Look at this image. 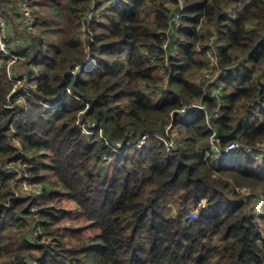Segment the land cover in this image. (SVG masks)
<instances>
[{
  "label": "trees",
  "instance_id": "16d2710c",
  "mask_svg": "<svg viewBox=\"0 0 264 264\" xmlns=\"http://www.w3.org/2000/svg\"><path fill=\"white\" fill-rule=\"evenodd\" d=\"M33 2L50 43L31 60L42 70L36 89L22 107L2 112L0 164L22 153L29 181L53 189L43 185L36 203L14 198V175L0 170V264H31L34 252L37 264H264V159L238 150L219 161L209 144L211 127L221 147L264 144V0H184L183 27L166 48L163 35L173 31L166 0ZM92 3L104 16L92 20L82 43ZM210 52L222 97L209 77L196 80ZM165 74L166 89L153 101L146 89ZM11 89L0 67V108ZM197 101L204 110L189 118L177 112ZM80 118L95 122L90 137ZM172 131L178 138L168 151ZM146 132L142 148L113 150ZM67 197L87 221L68 233L58 227ZM194 208L196 216L186 217ZM33 227L41 231L35 240Z\"/></svg>",
  "mask_w": 264,
  "mask_h": 264
},
{
  "label": "built area",
  "instance_id": "2783aa9c",
  "mask_svg": "<svg viewBox=\"0 0 264 264\" xmlns=\"http://www.w3.org/2000/svg\"><path fill=\"white\" fill-rule=\"evenodd\" d=\"M4 5H6V11L3 7ZM168 7L173 12V14L171 15V19H170V27L172 28L173 31H167L169 33H165L163 35V37H167L165 42L163 43L164 48L167 47V44L170 41V37L173 36L172 40H174L178 29L183 27V26L181 27V25H183L181 17H182V11L185 8V3H184V0H177V4H172L170 2V6ZM176 7L178 8L177 10H175ZM99 14H102V12L95 10L94 3H92L88 12L82 17L83 34L93 19H95L96 21H100L97 18H95V16ZM35 21H36V15L34 12L33 0H0V67L6 66L8 75L12 80L11 92L6 98L3 106L0 108V122L3 119L2 112L5 109H10L15 105H18L20 107L23 106L24 97L31 96L32 92L37 87V80L40 78L42 74L40 69L34 67L31 64V60L28 61L26 54L23 53V50H27L28 52H30L31 47L26 46L20 49H16L15 45H13V47L9 46L11 39H14L17 37V35L15 34H18L20 36L24 35L28 37L29 39L37 37L35 36V31H34ZM14 22L17 23L16 26H13ZM13 27L16 28V32H13L12 30ZM39 40H41V43L38 45V49L37 48L36 50L33 49L34 52L33 51H32L33 53L31 52V54L33 56L35 55V57L37 58L42 56L44 51L48 47V43L45 42L43 38H37V41ZM16 41H18V44L20 43L19 38L18 40L16 39ZM14 44H17V43L14 42ZM171 55L173 56L175 55V50L171 51ZM210 55H213V54L208 53V55L206 56L207 63H211L212 68H214V66L216 65V58L213 55V57L215 58V61L213 59L210 60ZM147 57L150 61H154V59L156 58V54L154 53L147 54ZM208 58L210 61H208ZM88 61H89V58L87 57L85 64H87ZM13 63L15 64L22 63L26 65L27 73H23V72L17 73L16 70H14V73L16 76H12V64ZM165 65H167V62L165 63ZM78 68L79 66H75L71 70V73H75ZM232 71L233 69L225 70L223 71L222 75L227 76ZM160 72H163V69L160 68ZM206 75H208V73L206 74L204 70V73H202L199 76L200 77L199 80H201ZM12 78L14 79V83H13ZM167 82H168V76H167V79H165V77L163 78L162 84H165L163 86L164 88H160L158 86L154 90H150V89L146 90L145 93L148 95L150 99H152L153 101H157L161 97L164 90L166 89ZM219 84H222V83H219ZM219 84L214 87L213 94L216 95L217 97H222L224 92L220 91L221 87ZM14 96L16 97L14 98ZM204 109H205L204 104L201 103V101H197V102H194L188 105L186 104V105L181 106L177 110V112L180 113L183 116V118H189L194 111L204 110ZM218 114H219V111L216 110L213 113L212 118L216 119ZM208 118H210V115L208 116ZM82 123L83 125H81ZM78 125L81 127V131L83 133L85 132L84 134L89 137L93 135L92 130L96 127L95 122L89 121V120H86V122H83L81 118L78 121ZM211 128L213 130V134L210 137L209 144H210L211 153L213 157H215L216 159L223 160L225 158L231 157L238 150H241L249 154L251 157H253L257 161V163H259L264 157V144H258L255 147H249V146L241 145L237 143L236 141H230L224 147H221L220 139L216 136V129L214 127H211ZM85 129H87V131H84ZM149 134L150 132L143 133L135 143H133L132 141H124L121 143H117L113 147V150L115 152H119L120 149H122L123 147H135V148L140 149L143 147ZM100 137L102 139H105L104 137L101 136V134H100ZM164 141L166 144V149L168 151H172L176 147V140L173 138L172 132L169 135V138L165 139ZM22 156H23L22 153H19L14 158H11L1 163L0 170L4 173V175H14V180H12V183H11V193L14 198H19L25 195H29L31 193H35L39 197L43 187L41 186V184H32L29 181L27 175L25 173L23 174V170L25 169V166L22 164ZM103 159H105V157H103ZM105 163H108V160H106ZM37 185L39 187H37ZM34 200H35V203L39 201V199H35V198ZM200 204L201 206H205V201L202 200ZM35 205L33 204L34 210H36ZM196 214H197V209L194 208L193 210H191V214L186 215V217H195ZM40 235H41V231L39 230V228L33 227L31 228L28 234V237L31 240H35ZM261 235L264 237V230ZM30 258L32 259L31 264H37L36 261L39 259L38 255L37 256L34 255V257H30Z\"/></svg>",
  "mask_w": 264,
  "mask_h": 264
},
{
  "label": "rangeland",
  "instance_id": "374dc122",
  "mask_svg": "<svg viewBox=\"0 0 264 264\" xmlns=\"http://www.w3.org/2000/svg\"><path fill=\"white\" fill-rule=\"evenodd\" d=\"M170 0H166V5H168V6H170V2H169ZM33 4H34V2H33ZM4 7V9H5V11H6V5H4L3 6ZM147 12L146 13H150V11L147 9L146 10ZM149 11V12H148ZM34 12H35V15H36V21H35V24H34V31H35V36H37V37H35V38H32V39H29L28 37H26V36H20V35H18V34H15V35H17V37L16 38H14V39H11V42L13 43H9V46L11 47H13V45H15V48L16 49H20V48H22V47H26V46H29V47H31V51L30 52H28L27 50H23V53H25L26 54V56H27V60L28 61H30V60H32L33 59V55L31 54V52L33 51L34 52V50H36V48L38 49V45L41 43V40H39V41H37V38H43V40L45 41V42H47L48 43V46H49V43H50V40L42 33V31L37 27V21H38V19L39 18H41L42 16H43V14H42V12L39 10V8L37 7V6H35V4H34ZM151 15H152V17H153V14L151 13ZM103 16H104V13L103 14H99V15H96L95 16V18H97L98 20H103ZM17 25V23L16 22H14L13 23V26H16ZM183 25H181V27H182ZM12 30H13V32H16V28L15 27H13L12 28ZM12 30H11V32H12ZM81 32H82V36H81V42L82 43H84V42H86L87 41V38H84V34H83V31H82V28H81ZM177 32H176V36H175V38H174V41L177 39ZM211 37V36H210ZM209 37V38H210ZM18 38L20 39V43L18 44V41H16V39L18 40ZM84 38V39H83ZM36 41H37V43H36ZM14 42H16L17 44H14ZM34 47V48H33ZM34 49V50H33ZM47 49H48V47H47ZM46 49V50H47ZM210 50H212V49H210ZM32 52V53H33ZM211 53V52H210ZM208 55V54H207ZM199 57H201L200 55H199ZM204 60H205V62H206V67L205 68H203V69H201V71L199 72V71H196L195 72V76H196V80L198 81L199 79H200V75L202 74V73H204V70H205V73L207 74V73H210L209 75H206V76H204L203 78H205V77H209V79H208V81H207V84L209 83V84H211L213 87H214V82L216 81V79H217V72L216 71H214V70H212L211 68H212V64L211 63H207V57H205V58H203ZM211 59H213L214 61H215V58L213 57V55H210V60ZM209 60V58H208V61H210ZM28 65V64H27ZM2 67H4V66H2ZM6 67V66H5ZM34 67H36V68H38V69H40L39 67H37V66H34ZM14 70H16V72L18 73H21V72H23V73H27V67H26V65H24V64H22V63H13L12 64V76H16L15 75V73H14ZM7 71V70H6ZM40 71L42 72V70L40 69ZM211 73H212V75H211ZM237 74H238V72H236ZM7 75H8V72H7ZM8 77H9V75H8ZM163 77H165V79H167V76H166V74L163 76ZM10 78V77H9ZM11 79V78H10ZM13 79V78H12ZM13 83H14V79H13ZM165 84H161V85H159V87L160 88H164L163 86H164ZM220 85V87H221V89H220V91H222V92H226L225 91V85L222 83V84H219ZM217 88V87H216ZM146 90H148V89H146ZM218 90V89H217ZM216 94V93H215ZM214 113V112H213ZM81 125H83V123L81 124ZM84 131H87V129H85ZM85 133V132H84ZM172 136H173V138L176 140L177 138H178V136H177V134H176V132L175 131H172ZM102 139V138H101ZM226 159V158H225ZM264 159V157L262 158V160ZM218 160H222V159H218ZM261 160V161H262ZM49 162H50V159H47V160H45V163L46 164H49ZM110 162V161H109ZM108 162V163H109ZM104 165H106V163H104ZM39 173H47L46 171H44V170H42V169H40V171H39ZM50 180H52V181H54L55 180V178L53 177V176H50ZM44 184H41V186L42 187H44V186H48V187H50L49 185H44ZM37 187H39L38 185H37ZM51 189H53L52 187H50ZM54 188H56V186H54ZM243 192L244 193H246L244 190H243ZM32 196L33 198H35V199H39V201H40V198L35 194V193H31V194H29V196ZM61 207H62V209H64V211H65V214H64V216L61 218V220H60V222H59V224H58V227L59 228H64L66 231H67V233L68 232H70V231H72V230H74V229H80V228H85V225L87 224V221L85 220V218H84V216H83V214L76 208V206L74 205V203H73V201L70 199V198H65V200L63 201V204L61 205ZM188 214H191V211L188 213ZM187 214V215H188ZM66 231H65V234H66ZM60 234H62L63 233V230H61L60 232H59ZM91 233H93V232H89V231H86L85 232V234L87 235V236H90V235H92ZM67 235V234H66ZM46 238H48L47 240H45L44 238H41V241H40V243L42 242V243H45L44 241H47V242H49L50 240L49 239H51L50 237H46ZM28 239H29V237H28ZM66 239H67V237H66ZM34 255H38L39 256V254H38V252H34L33 253Z\"/></svg>",
  "mask_w": 264,
  "mask_h": 264
}]
</instances>
